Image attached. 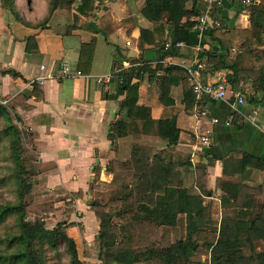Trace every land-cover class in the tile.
Returning <instances> with one entry per match:
<instances>
[{"label":"crops","instance_id":"obj_1","mask_svg":"<svg viewBox=\"0 0 264 264\" xmlns=\"http://www.w3.org/2000/svg\"><path fill=\"white\" fill-rule=\"evenodd\" d=\"M14 1L23 20L15 17L7 0H0V90L9 97L12 113L21 118L20 127L33 132L40 162L51 168L47 173L49 183L75 189L81 184L91 185L96 178L104 184L112 182L110 161L125 157L130 150L121 146V140L113 145L109 138L111 124L120 117L118 109L125 97H113L114 63L135 75L147 63L152 69L159 64L163 66L154 76L147 71L142 74L139 104L150 107L155 119L177 118L179 143L172 145L174 150L169 153L174 159L188 160L181 167L185 186L194 193L209 191L206 202L212 208L219 205L222 211L220 180L243 186L242 194L264 184V168L256 164L257 159L264 160V105L249 100L264 98L257 91L261 84L258 68L264 66V54L256 59L245 51L242 40H237L229 51H223L220 42L212 40L207 30L174 28L168 24L165 37L169 35L172 44L183 45L178 48L180 55L161 59L163 52L156 42L140 46L141 28L154 26L142 13L144 0H101L95 19L83 16L75 19L72 12L66 21L54 19L47 27L34 22V0ZM37 1L40 7H50V0ZM254 1L216 0L224 26L251 27L249 6ZM192 6V2L187 4L188 8ZM197 6L201 15L210 11L202 0H198ZM197 17L192 15L189 19L194 21ZM67 25L69 32L65 30ZM93 38L96 42L91 66H87L91 57V52H87L86 70L81 72L78 63L82 45L91 43ZM150 38L159 40L154 32ZM258 48L264 51V47ZM207 50L216 55L227 53L225 61L229 65L238 60V89H233L245 97V104L234 97L216 100L203 95L197 100L187 67L199 63L204 82L215 81L219 74L228 77L233 73L231 68H217L218 57L206 55L199 59L198 54ZM63 61L70 65L69 75L43 85L37 82L45 73L41 65L58 73ZM171 64L183 69L169 74L165 68ZM105 77L110 80L99 82ZM201 108L208 110L207 117L198 113ZM212 117L217 119L215 123ZM203 134L210 136L208 143L202 142ZM258 198L262 204L261 197ZM76 201L80 207L83 199L77 195ZM74 228L77 226L70 229L73 233ZM89 259L90 255L82 258Z\"/></svg>","mask_w":264,"mask_h":264},{"label":"trees","instance_id":"obj_2","mask_svg":"<svg viewBox=\"0 0 264 264\" xmlns=\"http://www.w3.org/2000/svg\"><path fill=\"white\" fill-rule=\"evenodd\" d=\"M7 1L15 17L23 20L15 1ZM50 1L51 13L59 8L67 9L74 13L75 19L80 16L95 19L102 6L101 0ZM144 1L142 13L154 26L152 29L141 28L140 46L156 42L163 52L161 59L180 55L179 46L169 41V35L165 37L167 25L192 29L195 22L189 18L201 15V10L197 8L198 0ZM189 2L193 3L192 8L187 7ZM249 10L251 27L229 29L224 26V16L217 3H213L207 16V33L212 40L220 42L223 51H229L237 40H242L245 51L259 59L264 54L258 48L264 47V0H255ZM44 23L39 25L44 27ZM151 32L158 34V41L150 38ZM226 40L229 42L226 43ZM95 42L93 38L91 43L82 45L78 63L81 72L86 70L87 52H91L87 66H91ZM167 43L170 44L168 47ZM206 55L218 57L217 68L233 69L228 78L233 88L238 89V60L229 65L225 61L227 53L216 55L208 50L199 53L198 57L202 59ZM162 66L159 64L152 69L150 64L143 63L135 75L132 71L120 70L114 63L112 77L116 83V94L113 97H125L119 105L120 117L111 124L109 138L113 145L133 131L159 139L166 147L154 150L150 143L145 149V144L136 143L132 145L128 160L115 158L110 161L108 171L113 174V182L118 179L119 167L125 169L124 173L131 181L120 184L122 186L116 188L111 196L118 202V208L112 212L97 211L101 222L98 259L104 264H192L196 254L205 248L210 254V261L201 264H264V184L253 189L254 192L250 189L242 194L243 186L220 180L222 212L225 211L221 222L216 224L212 219V206L205 199L209 191L191 192L185 186L181 170L188 160L174 159L169 153L174 150L172 145L179 143L177 118L155 119L150 107L139 104L142 74L147 71L154 76ZM182 69L174 64L165 68L169 74ZM258 69L261 84L257 91L264 95V66ZM249 100L264 105V98L257 100L251 97ZM0 122V143L3 139L7 140L11 162L9 172L0 176V264H63V256L67 264H83L78 242L70 234V227L74 224L67 228L59 223L50 229L44 220L28 218L27 196L34 187L33 176L39 172L30 163L34 158V162H40L39 152L34 141L30 146L24 138L25 134L33 138V132L22 130L21 118L12 113L10 106L0 105ZM30 156L33 160L29 159ZM256 161L257 166L264 168V160ZM8 186L12 187L13 199H7L1 190ZM258 197H261L262 204H259ZM97 206L96 202L94 208ZM115 217L120 219L119 225L123 229L120 236L111 227ZM138 227L147 228L155 240L158 235H163L167 242L162 244L153 240L133 245L134 231L138 232Z\"/></svg>","mask_w":264,"mask_h":264},{"label":"rangeland","instance_id":"obj_3","mask_svg":"<svg viewBox=\"0 0 264 264\" xmlns=\"http://www.w3.org/2000/svg\"><path fill=\"white\" fill-rule=\"evenodd\" d=\"M34 1V22L39 24L45 22L44 27H47V24H51L54 19H59L60 21H62L67 19V16L69 14L72 15L71 11L62 8H59V10L57 9V12H55V10L51 13L50 7H40V2L37 0ZM68 29H70V27L67 25V28L65 30ZM0 124V126H2V122H0ZM22 130L27 133V130L25 128H22ZM24 138L29 142L30 146L33 145V138L30 135L25 134ZM119 140H121L120 144L122 147L127 148L128 146V148L130 149L125 157H119V159L121 160H128L130 158L132 145L136 143L145 144L146 146H143L145 149H147L148 144L151 143L155 147L153 148L154 150H163L162 148L164 146L163 142L159 139L140 135L133 131H130L127 137L120 138L118 139V141ZM118 141L116 145L118 144ZM8 156V142L6 139H3L0 143V176L9 172V166L11 165V162L8 159ZM31 157L32 156H30L29 159L33 160ZM34 160L33 162L31 161L30 164L35 165L39 172L33 176L34 187L32 192L27 196L28 218L32 220L36 218L42 219L46 223V227L50 229L56 227L59 223L63 224L64 227L67 228L70 226V224H74L71 227L77 226V228H74V233L70 231V234H72L78 242L80 257L84 258L89 255L92 257V259H89L88 261H83V264H104L98 259V246L100 242L98 236L100 233L101 222L98 218L97 211L99 210L101 212H112L119 207L118 202H116L114 199H111V196L116 188L122 186L120 184L131 181L130 177L124 173L125 169H121L120 167L117 168L119 176L118 179L114 182L112 178L111 183L104 184L103 182H97L99 180L98 178H96V180L91 185H89V183L86 185L81 184L80 186H77V188L71 189L67 185L49 183V181L47 180V173L50 172L51 168L48 165L42 164L41 162H39V160H37L38 163L34 162ZM1 190L3 191L4 196L7 199L14 198L12 187H3L1 188ZM77 195L79 197H82L83 199L80 207L76 201ZM96 202L99 204V206H97V208H94ZM218 207L219 205H217V207L214 206L211 209L212 219L216 224L221 222L225 211H220ZM226 211L229 212L228 209ZM83 218L85 220H83ZM119 221L120 219L115 217L113 219V224L111 225V227L113 226L112 230L116 232L118 231V236H120L122 229L119 225ZM86 228L88 230L87 232H84L83 230H86ZM138 229H140L138 230V232L134 231L133 245L135 246L143 245L153 240L162 244H165L167 242L164 241L163 235H161V237L158 235V238H156L155 240L153 238V235L150 234L147 228L138 227ZM193 260L194 261L192 262V264H201V262L204 263L210 261V254L207 249L203 248L199 253L196 254ZM67 262V259H65V256H63V264H67Z\"/></svg>","mask_w":264,"mask_h":264},{"label":"built area","instance_id":"obj_4","mask_svg":"<svg viewBox=\"0 0 264 264\" xmlns=\"http://www.w3.org/2000/svg\"><path fill=\"white\" fill-rule=\"evenodd\" d=\"M202 1L207 3L210 7L213 3L216 2V0H202ZM244 2L248 3L247 1ZM207 16L208 14L205 13L194 19L195 24L193 29L197 31L208 30L209 23ZM169 45H170L169 43L166 44L167 47ZM176 45L182 46L183 43L180 42L177 43ZM40 68L41 70L45 71L44 74L40 75L37 78V82L41 85L45 84L48 80L69 75V71H70V65L66 61L61 62L58 73H56L53 70H49L46 67V65H41ZM187 68L189 73V80L192 85V90L197 100L200 99L203 95H207L216 100L234 97L235 100H237L240 104L246 103L245 97L240 92H237L236 90L233 89L226 74H219L218 78L215 81L204 82L200 76L201 65H199V63L196 66H189ZM120 70H122V68H120ZM77 74H81V72L78 71ZM108 80H110V77L100 78L99 82H104ZM9 103H10L9 97L5 96L0 90V105L9 106ZM198 113L203 117L208 116V110L205 108H201V110H199ZM211 121L215 123L217 119L215 117H212ZM201 140L202 142L208 143L210 141V136L208 134H203L201 136Z\"/></svg>","mask_w":264,"mask_h":264}]
</instances>
